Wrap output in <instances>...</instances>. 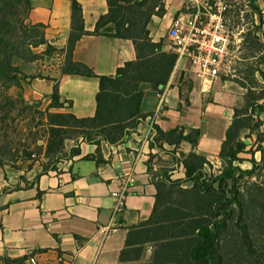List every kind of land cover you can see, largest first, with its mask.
<instances>
[{"label": "crops", "instance_id": "obj_1", "mask_svg": "<svg viewBox=\"0 0 264 264\" xmlns=\"http://www.w3.org/2000/svg\"><path fill=\"white\" fill-rule=\"evenodd\" d=\"M76 1L82 9L85 31L93 32L98 19L107 13L106 0ZM29 2L28 21L44 26L47 44L65 49L72 24L71 1ZM184 2L164 0L165 14L154 16L148 25L153 42L164 39ZM256 4L264 15V0H257ZM163 43L166 45L164 40ZM165 50L168 51L166 47ZM73 60L87 65L96 75L113 76L125 62L135 61L136 54L129 40L85 35L75 45ZM190 78L176 62L168 84L160 89L161 94L152 91L149 84H140L144 93L141 111L150 116L122 143L102 144L104 163L100 165L85 159L96 154V146L82 143L79 155L46 173L33 162L0 166V264H27L29 253L41 264L63 255L70 258L71 264H153L157 244L148 241L126 246L129 229L147 221L155 204L157 192L147 171V160L154 152L150 147L154 136L150 137L151 126L163 131L180 126L201 129L196 152L208 161L218 160L238 98L232 84ZM54 79H58L60 101H70L72 106L68 108L65 104L64 108L49 111L70 113L77 118L94 116L97 79L61 75ZM187 79L193 81L187 89L188 96L183 90ZM205 82L210 84L207 86ZM213 82L214 100L207 104L202 93ZM53 87L54 82L33 79L23 82L21 87H12L9 92L16 99L28 104L41 102L47 108ZM185 96L188 104H184ZM247 135L250 133L245 130L241 137L250 144ZM170 147L176 148V155L178 151L183 154L192 151L186 142ZM122 252L139 255L122 258Z\"/></svg>", "mask_w": 264, "mask_h": 264}, {"label": "trees", "instance_id": "obj_2", "mask_svg": "<svg viewBox=\"0 0 264 264\" xmlns=\"http://www.w3.org/2000/svg\"><path fill=\"white\" fill-rule=\"evenodd\" d=\"M70 1L72 24L66 47L62 50L65 60L60 67V75L98 80L94 116L77 118L70 113H49L50 109H61L65 104L71 108L72 103L60 101L58 79L42 76L31 79L54 82L52 101L46 108L50 118L46 158L61 155L65 141L75 133L84 143L96 146V154L85 159L100 165L104 163L102 144L116 146L122 143L150 116L141 111L144 93L140 84H149L152 91L161 94L160 89L168 84L177 56L165 50L163 40L153 42L149 36L148 25L152 18L162 17L166 12L164 0H106L107 13L98 19L93 32L84 29L80 4L76 0ZM256 1L250 0L252 13L249 16L256 14L261 22L262 12ZM11 3H24L30 8L29 0H0V8ZM104 28L108 30L102 32ZM32 29H42L35 46L46 45V51L55 50L44 39L43 25H32ZM260 29L257 26L245 35L244 43L251 45L253 54L262 48L258 35ZM85 35L129 40L136 60L125 62L113 76L96 75L87 65L73 60L75 45ZM3 44L4 38L0 35V82H14L18 69L12 66L6 53L8 48ZM262 76L264 78V74ZM235 82L244 87L240 81ZM252 92L245 95L242 109L233 110L217 156L221 166L218 175L206 172L205 168L211 167L210 161L196 152L201 129L176 127L163 131L153 126V142L175 147L186 142L192 151L181 154L183 180L171 181L152 173L147 162V171L153 176L157 192L153 212L147 221L129 229L126 246L148 241L157 244L153 264H264V147L261 145L264 141L257 140L258 146L252 151L241 137L242 132L248 130L250 135L245 138L251 139L257 126L253 118L257 112H263L259 110L258 102L264 100V92L257 97H253ZM5 100L11 105L19 103L24 108L34 106L10 97H5ZM150 147L155 148L153 144ZM157 148L162 149V146ZM255 152L260 153V161L255 160ZM7 153L11 156V150ZM247 155L251 159L243 158ZM245 162L250 164V168L241 167ZM4 165L10 164L5 163L0 152V166ZM42 168V173L53 170ZM131 255L139 253L122 252L120 256Z\"/></svg>", "mask_w": 264, "mask_h": 264}, {"label": "rangeland", "instance_id": "obj_3", "mask_svg": "<svg viewBox=\"0 0 264 264\" xmlns=\"http://www.w3.org/2000/svg\"><path fill=\"white\" fill-rule=\"evenodd\" d=\"M224 1L227 6L225 17L232 32V42L234 43L232 45L233 57L230 73L228 75L222 74L215 81L232 84L231 87L234 88L238 97L234 109H242L248 91H253V97H257L264 92V78L262 76L264 74V15L262 14L261 22L258 15L249 16L252 13L249 5L250 0ZM29 13L30 8L24 3H11L0 8V23L3 25L0 27V35L4 38L3 45L8 48L6 53L7 56H10L12 66L18 69L14 82H0V152L4 156L5 163L12 166L33 162L42 167L54 169L76 155L77 151H80V145L84 143L82 139L75 133H71L69 139L64 143L62 154L50 159L46 158L45 149L50 122L46 107L42 106L41 102H36L30 104L34 106L24 108L19 103L11 105L5 100V97L21 100L12 97L9 91L12 87L18 88L21 87L23 82L33 80L32 77L57 78L60 75L61 64L65 60V53L62 50L55 48V50L46 51L47 47L45 45L35 46L34 43L39 41L42 29H32V24L28 21ZM257 26L261 28L258 35L261 39L262 48H260V52L253 54L251 45L244 43V39L246 33ZM106 30L108 28L102 29V32ZM163 40L166 42L165 37ZM165 47L170 51L167 45ZM188 79L186 87L183 89L186 96H188L187 89H190L193 83ZM235 81H240L246 88L241 87ZM214 82L211 88L202 93V98L207 104L212 103L214 100L212 93ZM205 84L208 86L210 83L205 82ZM186 96L183 99L184 104H188ZM258 105L259 110L263 112L259 114L257 112L253 118L257 126L254 128L248 147L252 151L258 146L256 144L257 140L264 141V100L259 101ZM49 113L56 112L51 110ZM153 126H151V130ZM151 135H154L153 130L152 134L150 132V137ZM4 136H6L5 139ZM153 137L150 144L154 145V152L149 155L147 160L152 168V173L163 175L171 181L183 180L184 169L181 166V154L183 153L178 151L176 155V148H171L165 143L153 142ZM159 145L162 146V149L157 148ZM261 145L264 147V142ZM7 150H11V156L8 155ZM26 154L32 156L28 157ZM243 158L249 160L251 156L247 155ZM254 158L256 161H260V153L255 152ZM210 164L211 167L207 166L205 168L206 172L218 175L221 167L219 160L212 158ZM241 167L248 169L250 164L245 162ZM151 177L153 178V176ZM22 263L25 264V262Z\"/></svg>", "mask_w": 264, "mask_h": 264}, {"label": "built area", "instance_id": "obj_4", "mask_svg": "<svg viewBox=\"0 0 264 264\" xmlns=\"http://www.w3.org/2000/svg\"><path fill=\"white\" fill-rule=\"evenodd\" d=\"M224 0H185L166 33V45L192 79L213 81L230 73L232 32ZM115 195V194H114ZM27 264H41L28 254ZM46 264H71L66 255Z\"/></svg>", "mask_w": 264, "mask_h": 264}]
</instances>
